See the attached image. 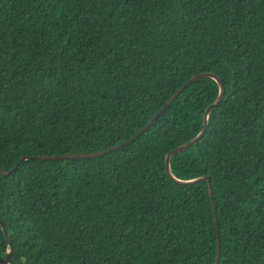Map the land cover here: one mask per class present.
<instances>
[{"label": "trees", "instance_id": "16d2710c", "mask_svg": "<svg viewBox=\"0 0 264 264\" xmlns=\"http://www.w3.org/2000/svg\"><path fill=\"white\" fill-rule=\"evenodd\" d=\"M205 73L224 98L171 173L209 178L219 264H264V0H0V170L117 146ZM218 93L199 79L122 149L0 175L10 264H215L208 184L165 158Z\"/></svg>", "mask_w": 264, "mask_h": 264}, {"label": "water", "instance_id": "95a60500", "mask_svg": "<svg viewBox=\"0 0 264 264\" xmlns=\"http://www.w3.org/2000/svg\"><path fill=\"white\" fill-rule=\"evenodd\" d=\"M203 78H210L213 79L218 87H219V93L217 96V99L207 107V109L204 111L203 114V125H202V129L199 132V134L194 137L192 140H190L189 142L180 145L174 149H172L171 151H169V153L166 155L165 158V171L167 176L174 181L175 183L179 184V185H184V186H191L194 184H198V183H202L205 182L208 184V188H209V197L212 203V210H213V218H214V223H215V227H216V233H217V251H216V260H215V264H219V260H220V240H219V226H218V222H217V217H216V206L214 203V197H213V189L210 186V181L208 177H200V178H196L193 180H188V181H182V180H178L176 179L172 173H171V169H170V160L171 158L178 153H181L187 149H189L190 147H192L193 145L197 144V142L204 136L206 129H207V123H208V119H209V115L211 113V110L214 107H217L220 105V103L222 102L223 98H224V94H225V89L223 86V83L219 80V78L213 74H209V73H205V74H199V75H195L192 78H190L187 82H185L184 84H182L173 94L172 96L166 101V103L161 107V109L153 116V118L147 123V125L140 130L137 134H135L133 137L125 140L123 143L114 146L112 148H109L105 151H98V152H93V153H82V154H68V155H60V156H35V157H22L21 159H19V161L14 165V167L12 169H10L9 171H2L0 170V175L1 176H8L12 173H14L19 165L23 162V161H27V160H36V161H63V160H73V159H85V158H95V157H101L105 154H109L112 152H115L119 149L124 148L125 146L133 143L136 139H138L142 134H144L148 128L150 126L153 125V123L162 115V113L170 106V104L178 97V95L185 89L187 88L189 85H191L192 83L198 81L199 79H203ZM0 227L1 230L3 232V235L5 237L6 240V245L9 248L8 251H6L5 257L3 259L0 258V263L1 264H10L11 260H12V255H13V249L11 248V243L9 241V236L8 233L6 231V229L4 228L3 222L0 220Z\"/></svg>", "mask_w": 264, "mask_h": 264}]
</instances>
